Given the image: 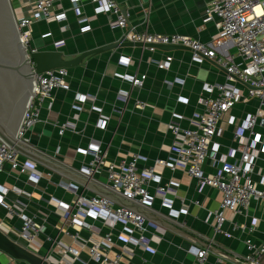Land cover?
<instances>
[{"label": "crops", "instance_id": "crops-1", "mask_svg": "<svg viewBox=\"0 0 264 264\" xmlns=\"http://www.w3.org/2000/svg\"><path fill=\"white\" fill-rule=\"evenodd\" d=\"M208 2L118 0L127 25L125 29H112L108 13H95L94 0H80L77 12L69 0H63L57 12L65 15V21L32 24L30 45L37 51H59L66 59H73L118 43L130 31L177 34L198 39L216 52L217 59L232 56L240 65L233 42L219 39L214 21L205 22ZM10 4L15 15L23 17L22 0H10ZM261 9L264 11V7ZM256 11L261 13L260 9ZM167 57L172 58L168 69H158V63ZM217 59L194 60L188 50L136 47L91 56L67 69L68 89L52 92L51 100L42 105L39 122L26 135L28 144L35 149L82 172L91 161L90 146L99 145L102 161L91 175L105 186L109 165L117 168L138 155V172L151 170L155 177L147 185L151 205L146 207L144 233L122 223L109 224L103 214L91 213L87 208L79 209V198L98 194L36 163L35 169L41 175L38 179L28 171L4 167L0 185L7 194L0 205V230L47 264H101L89 257L88 249L96 244L106 250L110 260L118 259V264H196L192 252L197 249L208 250L204 264H250L251 259L264 264V252L256 254L248 249L249 244L257 250L264 246L260 203L251 202L247 211L240 213L222 211L221 233H215L213 216L219 211L221 193L199 186L181 170L172 171L155 163L169 156L170 123L176 120L181 127L192 128L203 114L205 84H228L248 97V87L229 80ZM141 76H145L143 87H133L131 78ZM257 108L258 102L248 97L224 115L215 138L219 158H227L237 146L233 135ZM100 119L106 120L104 129L97 127ZM63 125L67 127L60 135ZM257 131L264 139V129ZM17 161L20 165L30 163L20 155ZM204 171L214 175L217 169L206 164ZM252 179L258 189L264 188V154L256 163ZM8 209L14 214L9 215ZM69 213L78 214L75 222L72 217L66 218ZM20 214L32 218L39 228L32 241L21 234ZM106 236L111 243L105 242ZM141 236L145 243L135 244L133 239ZM67 247L74 253H66ZM0 264L28 263L0 251Z\"/></svg>", "mask_w": 264, "mask_h": 264}, {"label": "built area", "instance_id": "built-area-1", "mask_svg": "<svg viewBox=\"0 0 264 264\" xmlns=\"http://www.w3.org/2000/svg\"><path fill=\"white\" fill-rule=\"evenodd\" d=\"M10 1V0H9ZM63 0H22L24 6L23 17L18 18L15 13L16 26L20 41L24 47L30 43L31 25L41 22H64L65 15L58 13L57 8ZM73 9L77 12L80 0H69ZM97 4L95 13H108L111 17L109 26L112 29H125L127 19L122 14L118 0H94ZM264 0H209L205 9V22H215L219 31V39L232 41L237 57L241 64H236L232 56L217 59L216 52L198 39L184 35H161L149 34L147 32H127L125 39L132 43H142L159 46H180L191 50L194 60L207 58L217 59V63L229 75V80L234 78L248 86V97L258 102V108L252 115L246 117L240 130L235 132L233 140L236 147L231 149L227 158H219L218 145L215 138L219 135V123L224 115L236 105L247 100V96L228 84H205V97L201 100L204 112L193 123L192 128H183L175 120L169 125L172 137V147L166 160L157 159L156 165L168 168L172 171L181 170L190 179H193L201 187H209L221 193L219 211L214 214V232L221 233L224 218L222 211L228 210L234 213L247 211L251 202L260 203L264 217V188L258 189L252 177L256 163L260 155L264 154V139L257 131L264 129ZM256 9H260L258 13ZM79 15V14H78ZM60 45V43H56ZM153 51L154 49L150 48ZM172 61L167 57L158 63L160 70L168 69ZM32 65V64H31ZM69 76L67 69H55L46 73L35 75V90L33 98L27 108L21 127L17 134L18 139L27 143L26 135L39 122L42 105L51 100L52 92L56 89L67 90L66 80ZM145 76L131 78L133 87L142 88ZM235 81V80H234ZM236 82V81H235ZM106 120L100 119L97 127L104 129ZM63 125L59 134L66 130ZM91 161L85 168V174L90 175L102 161V150L99 145L90 146ZM239 154V158L236 159ZM139 156L133 155L128 161L122 162L116 167L109 165L107 168L108 187L114 193L124 199L144 207L151 205V198L147 192V185L155 180L152 171L148 170L140 174L137 170ZM206 164L217 169L216 174L208 175L204 171ZM8 165L12 170L30 172L37 179L41 175L35 169V163L30 161L29 165H20L17 154L0 141V175L4 167ZM264 184V180L262 181ZM163 192L162 189H159ZM7 190L0 185V205L5 202ZM164 199V194L162 195ZM79 209L87 208L94 214L100 213L109 219L111 223H122L132 227L140 233L145 232L146 220L143 216L123 206H116L109 199L92 195L89 198H79L76 202ZM8 214H14L8 209ZM22 222L21 234L29 240L39 232L34 220L23 214L18 215ZM72 217L75 222L78 214H67L66 218ZM106 243H111L109 236L105 237ZM135 244H144L145 239L141 236L138 240L133 239ZM250 251L256 254L264 252L257 250L251 244ZM64 251L73 254L71 248ZM92 261L101 264H118V259L110 260L106 250L99 244L88 249ZM196 264H204L208 256L207 249H197L192 252ZM250 264H260L258 260L251 259Z\"/></svg>", "mask_w": 264, "mask_h": 264}, {"label": "water", "instance_id": "water-1", "mask_svg": "<svg viewBox=\"0 0 264 264\" xmlns=\"http://www.w3.org/2000/svg\"><path fill=\"white\" fill-rule=\"evenodd\" d=\"M120 47L152 48L163 51L188 50L180 46H159L132 43L122 39L118 43L97 48L73 59H66L59 51H37L30 43L24 47L16 26V19L9 0H0V141L17 155L32 161L48 170L128 208L143 216L147 208L128 201L114 193L108 186L101 185L82 171L69 168L62 162L35 149L18 139V132L35 90V75L55 69H72L91 57ZM32 64V65H31ZM234 80L244 85L240 80ZM245 87H248L244 85ZM0 251L9 257L28 264H47L45 259L30 252L26 247L12 241L0 230Z\"/></svg>", "mask_w": 264, "mask_h": 264}]
</instances>
